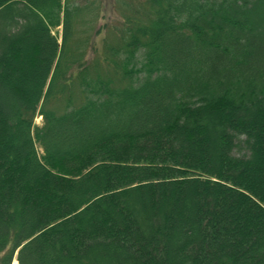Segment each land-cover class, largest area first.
<instances>
[{"label": "trees", "instance_id": "trees-1", "mask_svg": "<svg viewBox=\"0 0 264 264\" xmlns=\"http://www.w3.org/2000/svg\"><path fill=\"white\" fill-rule=\"evenodd\" d=\"M130 1L0 0L1 264H264V0Z\"/></svg>", "mask_w": 264, "mask_h": 264}, {"label": "rangeland", "instance_id": "rangeland-1", "mask_svg": "<svg viewBox=\"0 0 264 264\" xmlns=\"http://www.w3.org/2000/svg\"><path fill=\"white\" fill-rule=\"evenodd\" d=\"M105 1H108V0H105ZM110 2H111V0H109ZM144 0H138V1H135V2H131L130 1V5L131 6H128V10L126 11L129 15L131 14V16H132V13H133V11H134V7H135V4L137 3H139L140 2V4H141V2H143ZM121 13V9L119 10V14ZM119 14L117 13V12H115V10L113 9V8H111V5H110V7H108V11L107 12H105V16H103V18L101 19V21L99 22V24H100V26L102 27V26H104V24H106V23H108V22H112V21H114V20H117V19H119L120 17H119ZM123 14H125V13H123ZM122 15V14H121ZM123 16V15H122ZM82 27H84V25L82 24ZM103 28V27H102ZM58 34L60 35V37H61V28H58ZM84 29H79V32H81V31H83ZM102 33H106L103 29L102 30H99V32H97V35L99 36L98 37V40L101 38L100 36H101V34ZM80 36H82L83 34H79ZM110 40H112V37H113V35L111 34L110 35ZM102 39L103 38H101V42H102ZM70 96V98L71 99H79V96H80V92L78 91V90H76V89H74V90H70V92L68 93H65L64 94V96L61 98V99H59L56 103H55V105H56V107L59 109V110H63L64 109V106H65V104H66V99L68 98ZM42 122H43V119H42V116H38L37 118H36V124L37 125H42ZM40 151H41V149H39ZM0 257H1V255H0ZM0 264H1V258H0ZM12 264H19V262H18V260H17V254H16V256H15V258H14V260H13V262H12Z\"/></svg>", "mask_w": 264, "mask_h": 264}]
</instances>
